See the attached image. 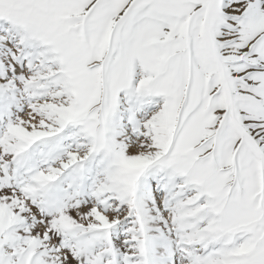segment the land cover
<instances>
[{"label":"snow or ice","instance_id":"1","mask_svg":"<svg viewBox=\"0 0 264 264\" xmlns=\"http://www.w3.org/2000/svg\"><path fill=\"white\" fill-rule=\"evenodd\" d=\"M0 264H264V0H0Z\"/></svg>","mask_w":264,"mask_h":264}]
</instances>
